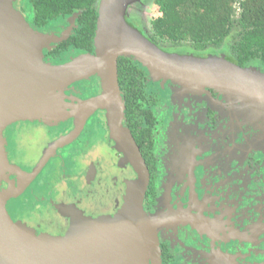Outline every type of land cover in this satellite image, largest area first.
Instances as JSON below:
<instances>
[{"label": "flooded vegetation", "instance_id": "1", "mask_svg": "<svg viewBox=\"0 0 264 264\" xmlns=\"http://www.w3.org/2000/svg\"><path fill=\"white\" fill-rule=\"evenodd\" d=\"M67 19L54 30L68 26ZM29 26L46 32L33 28L30 21ZM49 46L42 50L45 62L57 64L72 57L50 55L56 44ZM126 59L122 64L132 69L135 78L121 86L118 82L121 99H126L122 124L148 170L142 207L158 222L160 263L264 264L261 122L229 115L222 96L213 89H209L211 98L204 92L175 94L173 84L151 82L143 69H134V61ZM100 92L94 76L68 86L64 102ZM44 118L49 120L48 115ZM74 123L72 117L55 125L38 119L13 122L3 131L7 159L23 171H32L49 144L67 134ZM8 178L18 186L17 174L11 172ZM136 178L127 156L110 137L105 111L96 109L78 136L58 147L24 190L6 200L5 207L14 221L41 236L62 237L72 214L89 218L118 214ZM0 185L6 187L4 181Z\"/></svg>", "mask_w": 264, "mask_h": 264}, {"label": "water", "instance_id": "2", "mask_svg": "<svg viewBox=\"0 0 264 264\" xmlns=\"http://www.w3.org/2000/svg\"><path fill=\"white\" fill-rule=\"evenodd\" d=\"M133 1H98L93 54H82L60 65L45 62L43 47L48 49L50 43L66 40L74 23L69 21L71 30L66 36L50 41L51 35L33 30L21 15L22 30L31 44L24 55H0L4 65L0 76V181L6 183V187L0 185V264H161L158 222L142 207L148 170L122 124L124 104L117 80L118 57L137 60L153 81L161 85L170 81L179 95L204 92L211 98L209 89H213L222 96L223 106L237 108L242 114L235 116L259 123L264 120V73L234 64L223 56L196 57L162 50L125 21L126 8ZM7 3L0 0V30L5 27ZM7 9L17 15L11 4ZM78 14L74 13L73 19ZM91 76L99 79L100 94L78 101L73 111V130L49 144L31 173H20L18 187L11 185L6 173L17 172L18 168L6 160L4 129L15 121L43 117L51 110L50 103L60 99L57 90ZM96 109L105 111L110 137L137 174L123 208L115 216L98 218L72 214L69 230L62 237L41 236L21 221H14L7 213L6 200L20 194L58 147L77 137L86 118Z\"/></svg>", "mask_w": 264, "mask_h": 264}, {"label": "trees", "instance_id": "3", "mask_svg": "<svg viewBox=\"0 0 264 264\" xmlns=\"http://www.w3.org/2000/svg\"><path fill=\"white\" fill-rule=\"evenodd\" d=\"M154 2L159 15L150 22L149 38L161 49L178 51L187 48L203 53L211 48L222 49L232 35V40L226 45L229 60L239 66H246L253 61L264 65V0ZM30 3L32 13L30 12L29 21L32 27L38 30L47 31L54 22H64L67 17L79 12L72 34L56 44L55 48L49 51L50 55L69 56L73 52L93 51L98 0H30ZM47 55L49 53H46ZM126 58L134 61V69H143L151 82H158L151 79L147 69L140 62L132 57L122 56L117 65L120 86L135 78L132 69L122 64V59ZM175 88L176 86L172 90L177 94ZM125 100L124 97L123 104L126 107Z\"/></svg>", "mask_w": 264, "mask_h": 264}, {"label": "rangeland", "instance_id": "4", "mask_svg": "<svg viewBox=\"0 0 264 264\" xmlns=\"http://www.w3.org/2000/svg\"><path fill=\"white\" fill-rule=\"evenodd\" d=\"M98 1H100V0H98ZM9 4H11L13 10L17 12L16 16H13L12 14H10L8 12L7 7H8ZM7 7L5 8V13H4L5 14L4 18H5V22H6L5 23V27H4V29L0 30V43H1L0 44V55L3 56L4 58L9 57V55L10 56H13V55H16V54L24 55V53L27 51L29 45L31 44V42L27 39V37L25 35V32L22 30V27H21V24H20V16L21 15H22V17L24 19L26 18L25 20L29 24L30 12L32 13V6H31V3H30V0H8ZM24 12L26 13V17L24 15ZM158 15H159L158 8H157L154 0H134L133 2H131L127 6L126 11H125V15H124V19L131 27H133L134 29L139 31L140 34L143 37L149 39L148 38V33L150 31V22H151L152 19H154ZM73 16L74 15H71L70 17H68L67 20H69V21L71 20L72 23H74L76 18L73 19ZM58 23L66 24L65 22H61V20L56 21V22H54L51 25V27L47 28L49 31L43 32V34H45V35H51L50 41H51L52 38L55 41H57L58 39L66 36L68 34V32H70V30H71V24H69V22H68V24H69L68 26H66L64 28H60L57 31L54 30L56 28H59L58 27ZM70 34H72V30H71ZM232 38H233V36L231 35L228 38L227 42L223 45L222 49L211 48V49L206 50V52H203L202 54H198L197 55V53L196 54H191V53L187 52L189 49L185 48L181 52L178 51L176 53L182 54V55H193V56H196V57H206L208 55L223 56L225 59L229 60L228 57H227V48H226L227 46L226 45L228 44V42H230L232 40ZM50 44H56V43L52 42ZM43 49H44V47H43ZM82 54H87V53L86 52H79V53L73 52L72 53V57L69 60L57 63V65L69 62L71 59H73V58H75V57H77L79 55H82ZM229 61H231V60H229ZM233 63L236 64L235 62H233ZM246 66H251V67L256 68L257 70H259L261 73H264V65H262L261 63H259L257 61L250 62ZM3 72H4V65L0 62V76L3 74ZM91 77H94V76H91ZM91 77H89V78H91ZM89 78L74 81V82L64 86L61 89V91L57 90L56 94L60 97V99L52 101L50 103L51 110L49 112H46L43 115V117L41 116V117L35 118V119L42 120L47 125H55L60 120H64L65 118H68V117L74 118L73 111L75 109L76 104L80 100L76 99V101H74V102H72L70 104H66L64 102L65 99H67V97L65 96V90L68 88V86H71L72 84L77 83V82H84L85 80H88ZM89 98H91V97H89ZM226 109L228 110V114L229 115H233V117L235 115H242L241 112L237 110V108H229L228 107ZM45 115L49 116V120H46L44 118ZM246 116H250V115H246ZM74 127H75V123H74ZM73 128L69 132H71L73 130ZM260 131H261L260 135H259L260 143H262L261 145L264 146V120L263 119L261 120ZM60 137H62V136H60ZM59 138H57V139H59ZM54 152L49 157L53 156ZM6 160H7V162H9L7 157H6ZM9 163L13 164L11 162H9ZM13 165L20 170L19 173H17L18 169H17V172L16 171H12V173H15V174H17L19 176V179H20V176H21L20 173L21 174H29L36 167L35 166L32 169V171L26 172V171L21 170V168L18 165H16V164H13ZM9 173H11V172H7L6 173L7 177H8ZM8 181L10 182L9 178H8ZM10 184L15 186L11 182H10ZM18 184H19V182H18ZM15 187H18V186H15ZM24 188H23V190H24Z\"/></svg>", "mask_w": 264, "mask_h": 264}]
</instances>
